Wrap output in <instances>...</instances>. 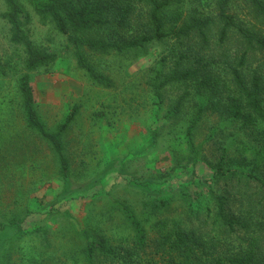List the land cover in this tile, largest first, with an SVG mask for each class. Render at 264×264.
<instances>
[{
  "label": "rangeland",
  "instance_id": "rangeland-1",
  "mask_svg": "<svg viewBox=\"0 0 264 264\" xmlns=\"http://www.w3.org/2000/svg\"><path fill=\"white\" fill-rule=\"evenodd\" d=\"M211 1L184 0V5L207 3L208 12ZM26 3L30 40L56 59L32 72L24 69V50L10 41V26L2 17L6 5L0 0V219L25 217L21 235L0 251V264H89L80 253L83 231L105 239L116 252L129 247L134 233L120 206L146 221L147 252L154 251L159 222L169 229L182 225L196 234L210 233L218 239L221 257L246 249L247 239L264 230L258 226V212L264 211V161L253 168L264 156V145L249 143L229 122L222 134L208 139L219 122L207 115L195 132L200 148L193 160L183 138L191 102L182 116L167 119L183 88L166 87L159 105L149 85L157 70L172 65L175 41L152 43L145 52H86L94 70L110 79L104 87L77 65L66 37ZM231 8L239 20L252 21L245 0H232ZM229 41V51H239ZM24 75L48 130L73 115L62 136L67 181L51 149L24 122L18 92ZM223 156V168H230L231 175L216 171ZM217 196L226 197L232 232L220 226ZM97 260L105 259L94 256L91 264Z\"/></svg>",
  "mask_w": 264,
  "mask_h": 264
},
{
  "label": "trees",
  "instance_id": "trees-1",
  "mask_svg": "<svg viewBox=\"0 0 264 264\" xmlns=\"http://www.w3.org/2000/svg\"><path fill=\"white\" fill-rule=\"evenodd\" d=\"M194 1L198 4L201 0ZM245 1L252 21L238 19L232 12V0H212L213 9L208 12L205 11L207 3L185 8L184 0H4L6 12L2 17L10 26V41L24 50L26 71L47 67L56 59L55 55L36 47L29 38L26 29L31 20L26 8L28 2L35 14L44 22L48 20L66 37L73 47L77 65L94 83L104 87L111 84L110 79L94 70L86 52H145L152 43L174 40L170 52L172 65L157 70L149 85L159 105L166 87L179 85L183 88L168 109L167 119L182 116L191 102L192 112L183 138L195 161L200 148L194 143L195 132L207 115L215 116L219 122L208 139L216 132L222 134L229 122L232 126L238 125L249 143L264 145V0ZM231 39L239 46L234 54L229 51ZM28 80L24 75L18 84L22 117L26 126L51 149L59 175L67 181L70 171L62 136L73 115L54 130H48L35 109ZM223 159L224 156L216 171L231 175L230 168H223ZM263 161L264 156L254 162L253 168H259ZM249 177L256 179L252 175ZM225 198L215 197L216 214L220 226L232 232L234 222L226 214ZM120 208L133 230L134 241L116 252L105 239L95 240L83 231L84 245L80 253L87 263L91 264L95 256L105 259L97 260L98 264H264L263 210L258 212L262 218L258 223L259 235L247 239L246 249L221 257L218 239L210 233L196 234L182 225L169 229L164 222L158 223V236L152 240L154 251L147 252L146 221L127 207ZM17 216L8 221L0 219V251L21 235L20 223L25 217L19 219Z\"/></svg>",
  "mask_w": 264,
  "mask_h": 264
}]
</instances>
